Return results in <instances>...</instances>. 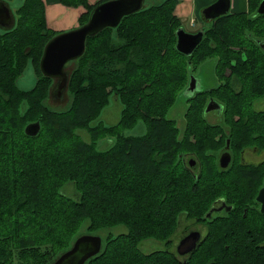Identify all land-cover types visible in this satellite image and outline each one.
<instances>
[{"label": "trees", "instance_id": "obj_1", "mask_svg": "<svg viewBox=\"0 0 264 264\" xmlns=\"http://www.w3.org/2000/svg\"><path fill=\"white\" fill-rule=\"evenodd\" d=\"M61 1L86 7L81 26L106 0ZM246 1L252 15L213 19L190 55L176 48L178 0L145 5L118 26L88 36L76 67H66L70 105L57 111L44 100L53 78L42 73L40 59L60 31L47 26L43 0H24L13 25L0 33V264H51L72 246L86 219L88 233L118 225L128 232L103 239L101 251L85 264H135L128 261L131 254L173 264L168 251L140 252L141 240L165 241L181 214L202 217L229 187L243 191L248 184L240 180L247 175L209 162L196 178L180 154L194 150L201 159L207 155L201 149L216 147L206 135L212 124L203 119L211 98L223 106L225 126L214 127L224 133L223 142L228 137L233 148L264 149V108L254 104L264 98V13L257 10L262 0ZM208 56L217 58L220 82L187 99L180 127L167 114L188 85L189 67ZM29 62L37 82L23 89L17 80ZM112 97L123 109L118 122L107 125L101 114ZM140 120L145 133L127 134ZM36 122L38 131H26ZM104 138L112 143L101 148ZM69 186L75 195L65 192Z\"/></svg>", "mask_w": 264, "mask_h": 264}, {"label": "flooded vegetation", "instance_id": "obj_2", "mask_svg": "<svg viewBox=\"0 0 264 264\" xmlns=\"http://www.w3.org/2000/svg\"><path fill=\"white\" fill-rule=\"evenodd\" d=\"M198 31L197 29L190 32L196 33ZM230 72L229 69L227 75ZM190 80H188L187 88L190 86ZM193 81L198 88L199 78L194 77ZM52 85L54 86L51 90L49 89L48 100L69 99L68 94L66 95L64 90H59L57 87L58 79H55ZM185 91L190 92L188 89ZM211 100L214 103L208 111L213 110L218 114L210 115L209 119H207L208 115L205 114L203 119L212 124L213 128L220 127L223 125L221 122H225V116L221 114L223 106L219 101L212 98L209 102ZM185 118L178 121V123L182 124ZM180 124L179 126L182 127ZM212 133L213 131H208L206 135L209 136ZM179 134L183 135L184 140L188 133L182 131ZM223 135L222 132L218 133L217 140L213 142L216 147L207 149L205 151L207 155L203 158L200 159L194 150H186L183 154H180L182 155L181 160L196 178L199 177L202 166L210 162L209 164L214 163L218 167L217 169L232 167L230 170H238V176L247 175L246 178L240 181L248 185L244 184L243 191L239 188L229 187L228 195L218 196L214 199L210 208L207 212L205 211L202 217H190L187 214H181L175 231L167 240H146V247L153 248L150 252L168 251L173 257V264H264V212L261 208L264 201L258 200V194L264 188L262 168L264 165V149L250 146L233 148L230 144L232 143L230 138L227 137L226 141L223 142ZM191 139H194V135L191 136ZM203 152V149H201L200 154L203 155ZM224 152H229L231 157L226 167H223L220 163V157ZM143 241L145 239L141 240V243ZM141 243L138 248L144 251ZM181 243H184L190 250L184 254L177 251ZM243 255L251 256V258L245 260L241 258ZM148 260L141 261L148 263Z\"/></svg>", "mask_w": 264, "mask_h": 264}, {"label": "water", "instance_id": "obj_3", "mask_svg": "<svg viewBox=\"0 0 264 264\" xmlns=\"http://www.w3.org/2000/svg\"><path fill=\"white\" fill-rule=\"evenodd\" d=\"M144 7V0H106L101 2L93 9L88 21L74 29L57 33L52 37L44 47L43 56L40 59V68L45 76L58 79L57 87L59 90L68 88L69 71L66 64L79 58L86 50V41L88 36H94L107 27H116L122 21V18ZM231 9V0H216L203 9L204 18L207 20L215 19L227 14ZM10 9L0 1V26L10 28L14 23V18ZM259 13H264V0L258 7ZM204 31L196 33L186 31L183 26L177 29L178 51L185 55H190L202 41ZM194 77L190 80V86L187 88L191 94L195 93L197 87L194 85ZM213 100L207 105L206 111L210 109ZM220 106V105H219ZM38 122L26 126V131L33 133L38 131ZM229 142V141H228ZM220 163L223 167L228 166L230 162V153L224 152L220 157ZM258 200L264 201V188L258 194ZM262 211L264 212V204ZM211 211V210H210ZM103 238L100 235L85 233L79 235L72 246L61 253L52 264H84L88 259L97 255L103 245ZM190 248L184 243L179 245L178 250L184 254Z\"/></svg>", "mask_w": 264, "mask_h": 264}, {"label": "rangeland", "instance_id": "obj_4", "mask_svg": "<svg viewBox=\"0 0 264 264\" xmlns=\"http://www.w3.org/2000/svg\"><path fill=\"white\" fill-rule=\"evenodd\" d=\"M162 0H145V5L149 6L152 4H158L160 3ZM206 2L203 3L202 0H195V2L193 0H178V7L181 6V8L178 10L176 9V14L179 16V18L181 19V23L182 26L185 30L187 31H196L197 29H203L205 32L211 28V26L213 25V20H207L205 19L203 16V9L209 5V3H211L210 1L212 0H205ZM234 3V0H232ZM243 2L246 3L245 0H242ZM144 5V6H145ZM77 7V6H76ZM187 7L189 8V11L192 12L191 14L188 15V13H184L182 12L183 8ZM247 7V6H246ZM248 10V9H247ZM87 11V10H86ZM233 11V10H232ZM230 12V13H240V12H246L247 15H252V14H248V11H238V12ZM229 13V14H230ZM13 16V15H12ZM14 17V16H13ZM81 17V16H79ZM5 29H3L2 27H0V33H3ZM56 31V30H55ZM208 43L212 46H215V42L213 41V39L208 38ZM76 59L68 62V64L66 65V67L68 69H71V71H73V69L76 67ZM217 62V58L216 57H210L208 56L206 60L202 61L199 64H192L191 67H189L188 69V80H190L192 77H198L199 78V85L196 91L202 90V89H208L211 88L213 86H216L219 84L220 80H218V78H216L215 75V64ZM229 69H227V73L228 74ZM37 71L34 67V65L32 64V62H29L24 73L22 74V76L17 80V84L20 86V88L23 89H31L32 86H34L37 82V76L38 74H36ZM187 80V81H188ZM55 82V79H52L51 84L49 86V89H52V85ZM57 83V82H56ZM189 83V81L187 82ZM188 86V85H187ZM187 89V87L185 88V90ZM183 91L181 94H179V98L177 99L175 106L171 107V109L168 112V117L175 119V121H180L182 120L185 116V111L187 109V103H188V98L192 95L191 92H187V91ZM64 92L66 93V95L68 94L69 96V101L68 100H64L63 99H59V100H53V99H44L45 103L58 110L61 109H65L67 106L70 105V101H71V95L69 94L68 88L66 90H64ZM193 94V93H192ZM49 96V92L47 97ZM111 97V96H110ZM50 98V97H49ZM48 102V103H47ZM255 104V107L257 109H262L264 108V98L260 99L259 101H257ZM121 109H123L122 104L119 100V98L115 99L114 97L111 98L110 103L102 110V114H101V119L103 120L104 124L107 125H114L116 122H118L119 118H120V114H121ZM218 114V112L216 111H206V115H208V118L213 115ZM213 119V117H211ZM186 119L187 117L183 120V123L180 124L178 123V125L180 124L183 128L185 127V123H186ZM206 121V120H205ZM207 123V122H206ZM210 124V123H209ZM221 124H223L220 127L225 126V122H221ZM204 126V125H202ZM220 127H215V129L220 128ZM213 129V133L210 134L209 136H211V138L214 137V140H217V136L219 132H214V128L210 127V130ZM146 131V125L144 122H142V120L138 121V123H136V125L127 130L126 133L127 134H133V135H140L145 133ZM184 131V130H183ZM79 132L81 133V135L83 136V138L87 141H89L90 137L89 134L85 131L79 130ZM186 132V131H185ZM223 133V132H222ZM183 136V135H182ZM180 134V138L182 137ZM211 138L209 140H211ZM112 142L109 141V138H104L102 140H100L99 145L101 146V148H106L108 147ZM207 149H205L206 151ZM204 151V152H205ZM246 176V175H245ZM246 177H242L241 179H244ZM65 192L67 194L70 195H75V191L73 189L72 186H69L67 189H65ZM89 223L90 221L88 219H86L84 221V223L81 225L80 228H78V231L76 233V235L74 236V238L78 235L81 234H85L88 233V231H90V229H87L89 227ZM96 233H90V234H96V235H100L104 240H106L110 235L113 236H118L122 233H127L128 232V228L124 227V225H118L115 227H104L100 230L95 231ZM147 239L150 238H145V241H143L141 243L142 249L144 251H141L143 254L146 255H150L152 252H150L153 248H147ZM103 240V241H104ZM158 241V240H157ZM139 243V244H140ZM104 245H105V241H104ZM169 257V256H168ZM241 258L245 259V260H249L251 258V256H246L243 255ZM128 261L131 263H135V264H153V261H149L148 263H144L141 260H137L135 257V254H131L130 257L128 258Z\"/></svg>", "mask_w": 264, "mask_h": 264}, {"label": "crops", "instance_id": "obj_5", "mask_svg": "<svg viewBox=\"0 0 264 264\" xmlns=\"http://www.w3.org/2000/svg\"><path fill=\"white\" fill-rule=\"evenodd\" d=\"M1 2H4V4L10 9L9 11L11 14L14 16L13 18L16 17V9H18L24 0H0ZM45 4V14H46V23L47 26L51 30H56V31H67L74 29L79 26V21L82 13L86 12V7L83 5H80L75 7V6H69L64 3H62L61 0H43ZM101 0H88L89 4H95ZM195 2V0H193ZM216 0L210 1L213 3ZM246 1V0H245ZM181 2V0H180ZM197 2V0H196ZM203 3H205V0H202ZM209 3V4H211ZM247 6V1L246 3L243 2L242 0H231V9L230 12H238V11H247L248 6ZM180 9V7H176V9ZM178 9V10H179ZM177 12V11H176ZM182 12L191 14L192 12L189 11V8L184 7ZM1 27V26H0ZM3 29H6L2 27Z\"/></svg>", "mask_w": 264, "mask_h": 264}, {"label": "bare ground", "instance_id": "obj_6", "mask_svg": "<svg viewBox=\"0 0 264 264\" xmlns=\"http://www.w3.org/2000/svg\"><path fill=\"white\" fill-rule=\"evenodd\" d=\"M54 261H55V260H54ZM54 261H53V262H54ZM53 262H52V263H53ZM52 263H51V264H52Z\"/></svg>", "mask_w": 264, "mask_h": 264}]
</instances>
